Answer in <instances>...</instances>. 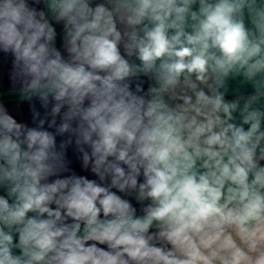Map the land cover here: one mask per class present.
<instances>
[{
    "label": "clouds",
    "instance_id": "clouds-1",
    "mask_svg": "<svg viewBox=\"0 0 264 264\" xmlns=\"http://www.w3.org/2000/svg\"><path fill=\"white\" fill-rule=\"evenodd\" d=\"M0 53V264H264V0H0Z\"/></svg>",
    "mask_w": 264,
    "mask_h": 264
},
{
    "label": "crops",
    "instance_id": "crops-1",
    "mask_svg": "<svg viewBox=\"0 0 264 264\" xmlns=\"http://www.w3.org/2000/svg\"><path fill=\"white\" fill-rule=\"evenodd\" d=\"M11 62L10 58L6 59L3 53H0V102L4 103L10 110L11 114L19 120L30 122V111L27 101H22L15 92L13 84L10 80ZM37 107L39 105L37 104ZM68 157L72 161V167L80 172L79 163L76 161L71 150Z\"/></svg>",
    "mask_w": 264,
    "mask_h": 264
}]
</instances>
